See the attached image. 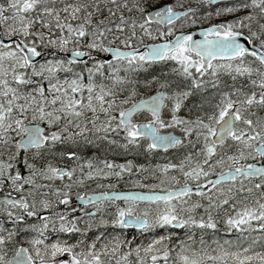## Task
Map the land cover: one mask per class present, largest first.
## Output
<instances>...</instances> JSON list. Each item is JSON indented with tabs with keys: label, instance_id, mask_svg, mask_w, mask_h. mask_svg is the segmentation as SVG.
<instances>
[{
	"label": "snow or ice",
	"instance_id": "6c2138e0",
	"mask_svg": "<svg viewBox=\"0 0 264 264\" xmlns=\"http://www.w3.org/2000/svg\"><path fill=\"white\" fill-rule=\"evenodd\" d=\"M0 264H264V0H0Z\"/></svg>",
	"mask_w": 264,
	"mask_h": 264
}]
</instances>
